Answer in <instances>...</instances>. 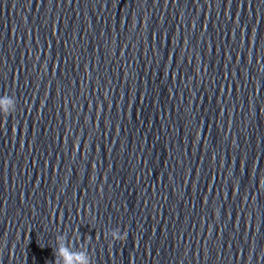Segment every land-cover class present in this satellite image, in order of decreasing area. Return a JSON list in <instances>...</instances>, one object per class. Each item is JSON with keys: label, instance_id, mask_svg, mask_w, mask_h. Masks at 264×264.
Segmentation results:
<instances>
[{"label": "water", "instance_id": "water-1", "mask_svg": "<svg viewBox=\"0 0 264 264\" xmlns=\"http://www.w3.org/2000/svg\"><path fill=\"white\" fill-rule=\"evenodd\" d=\"M0 264H264V0H0Z\"/></svg>", "mask_w": 264, "mask_h": 264}]
</instances>
